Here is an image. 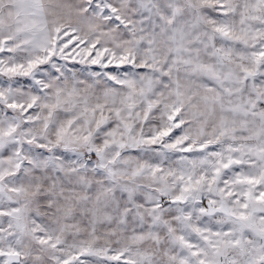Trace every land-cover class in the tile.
<instances>
[{"label":"snow or ice","instance_id":"snow-or-ice-1","mask_svg":"<svg viewBox=\"0 0 264 264\" xmlns=\"http://www.w3.org/2000/svg\"><path fill=\"white\" fill-rule=\"evenodd\" d=\"M0 264H264V0H0Z\"/></svg>","mask_w":264,"mask_h":264}]
</instances>
